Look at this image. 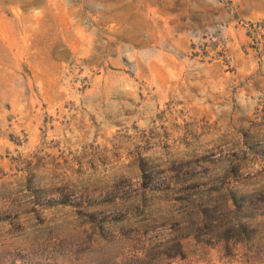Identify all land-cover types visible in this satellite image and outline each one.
<instances>
[{"label":"rangeland","instance_id":"1","mask_svg":"<svg viewBox=\"0 0 264 264\" xmlns=\"http://www.w3.org/2000/svg\"><path fill=\"white\" fill-rule=\"evenodd\" d=\"M0 264H264V0H0Z\"/></svg>","mask_w":264,"mask_h":264}]
</instances>
